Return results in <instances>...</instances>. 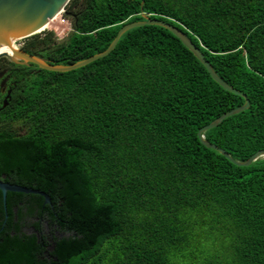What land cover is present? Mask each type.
<instances>
[{
  "label": "trees",
  "instance_id": "obj_1",
  "mask_svg": "<svg viewBox=\"0 0 264 264\" xmlns=\"http://www.w3.org/2000/svg\"><path fill=\"white\" fill-rule=\"evenodd\" d=\"M64 10L76 12L65 39L42 31L21 48L70 65L144 13L183 31L237 93L156 25L67 72L15 65L0 179L50 204L7 192L4 210L0 192V264H264V157L237 166L197 136L247 99L203 139L238 162L264 151V0H69ZM43 222L51 238L22 231Z\"/></svg>",
  "mask_w": 264,
  "mask_h": 264
},
{
  "label": "water",
  "instance_id": "obj_2",
  "mask_svg": "<svg viewBox=\"0 0 264 264\" xmlns=\"http://www.w3.org/2000/svg\"><path fill=\"white\" fill-rule=\"evenodd\" d=\"M69 0H0V58L5 57L11 62H20L22 64H32L39 69L55 72H67L87 65L88 63L95 61L101 57L106 56L116 45L118 39L126 31L143 25H156L168 30L174 37H176L181 44L190 51L195 58L206 68L210 77L219 84L226 91L237 93L235 89L223 82L213 71L209 63L205 60L202 53L198 48L191 42L186 34L176 28L175 26L159 19H152L148 15L141 13L140 16L143 18L142 21H132L124 23L117 31L116 35L109 43L107 48L102 52L93 54L88 58L79 60L70 65L62 64H49L41 57L30 55L26 53L21 47H13V42L30 37L34 34H38L44 30L46 24L58 16L61 12H64V7ZM66 16H74L72 12H64ZM6 49V50H4ZM245 97L244 95H242ZM4 101L2 107L6 106ZM249 102L245 99L244 104L231 109L219 117L211 121L209 124L201 127L197 131V136L200 142L207 148L214 149L220 152L224 157L230 160L237 166H248L250 163L258 158L264 157V151H256L247 160L238 162L233 160L229 155L222 149L215 145L205 141L203 139V133L211 128L216 127L226 117L237 114L248 108ZM0 192L5 210V197L7 192L12 193H23V194H37L43 197L44 204H50L49 196L36 189L27 188L15 184H10L0 179Z\"/></svg>",
  "mask_w": 264,
  "mask_h": 264
},
{
  "label": "flooded vegetation",
  "instance_id": "obj_3",
  "mask_svg": "<svg viewBox=\"0 0 264 264\" xmlns=\"http://www.w3.org/2000/svg\"><path fill=\"white\" fill-rule=\"evenodd\" d=\"M69 12H72L74 16L68 17L65 14L64 15L66 16V18L71 20V23L73 24L76 21V12L75 11H69ZM15 65L30 66V64L26 65L20 62H16V63L11 62L7 60L5 57L0 58V109L4 101H6V99L9 97L11 93V87L14 83L13 80L15 79L17 72ZM44 226H45L44 231L43 230L36 231L32 226L23 227L22 231L26 232L27 234L34 232L37 237L43 235L51 238L52 235L50 234V230L48 229L46 222L44 223Z\"/></svg>",
  "mask_w": 264,
  "mask_h": 264
},
{
  "label": "rangeland",
  "instance_id": "obj_4",
  "mask_svg": "<svg viewBox=\"0 0 264 264\" xmlns=\"http://www.w3.org/2000/svg\"><path fill=\"white\" fill-rule=\"evenodd\" d=\"M58 16L59 17L57 21L53 24V26H51V28H45L43 31L44 32L51 31L56 41H61L65 39L68 36V34L72 31V23H71V20L66 18V16L64 15V12L60 13ZM41 34H42V31H41ZM22 41L23 39L18 40L16 41V44L20 45L21 47ZM18 127H19L18 123H14L11 125V128L14 130H17ZM44 223L45 222L42 223L43 226H44Z\"/></svg>",
  "mask_w": 264,
  "mask_h": 264
},
{
  "label": "bare ground",
  "instance_id": "obj_5",
  "mask_svg": "<svg viewBox=\"0 0 264 264\" xmlns=\"http://www.w3.org/2000/svg\"><path fill=\"white\" fill-rule=\"evenodd\" d=\"M59 16H56L53 20H50L47 24H46V26H45V28H48V27H50L52 24H53V22L56 20V18H58ZM44 28V29H45ZM4 50H6V49H4Z\"/></svg>",
  "mask_w": 264,
  "mask_h": 264
},
{
  "label": "built area",
  "instance_id": "obj_6",
  "mask_svg": "<svg viewBox=\"0 0 264 264\" xmlns=\"http://www.w3.org/2000/svg\"><path fill=\"white\" fill-rule=\"evenodd\" d=\"M63 13V12H61ZM13 47L17 48V47H20V45L16 44V42H13Z\"/></svg>",
  "mask_w": 264,
  "mask_h": 264
}]
</instances>
